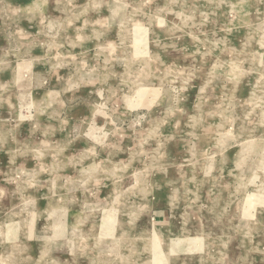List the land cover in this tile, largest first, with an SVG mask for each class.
Segmentation results:
<instances>
[{
  "label": "rangeland",
  "instance_id": "374dc122",
  "mask_svg": "<svg viewBox=\"0 0 264 264\" xmlns=\"http://www.w3.org/2000/svg\"><path fill=\"white\" fill-rule=\"evenodd\" d=\"M0 264H264V0H0Z\"/></svg>",
  "mask_w": 264,
  "mask_h": 264
},
{
  "label": "bare ground",
  "instance_id": "6f19581e",
  "mask_svg": "<svg viewBox=\"0 0 264 264\" xmlns=\"http://www.w3.org/2000/svg\"><path fill=\"white\" fill-rule=\"evenodd\" d=\"M118 9V8H117ZM254 76V75H253ZM256 77V76H255ZM49 204V203H48ZM162 232V231H161ZM162 237V236H161ZM17 249V248H16Z\"/></svg>",
  "mask_w": 264,
  "mask_h": 264
}]
</instances>
